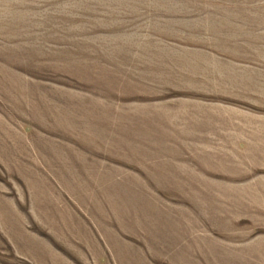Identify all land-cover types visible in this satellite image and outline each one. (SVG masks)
<instances>
[{
    "label": "rangeland",
    "instance_id": "obj_1",
    "mask_svg": "<svg viewBox=\"0 0 264 264\" xmlns=\"http://www.w3.org/2000/svg\"><path fill=\"white\" fill-rule=\"evenodd\" d=\"M0 264H264V0H0Z\"/></svg>",
    "mask_w": 264,
    "mask_h": 264
}]
</instances>
